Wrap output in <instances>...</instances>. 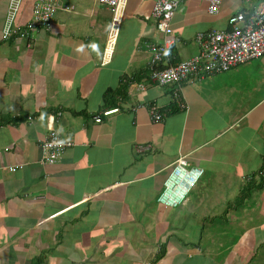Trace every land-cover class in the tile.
<instances>
[{"label": "crops", "instance_id": "obj_1", "mask_svg": "<svg viewBox=\"0 0 264 264\" xmlns=\"http://www.w3.org/2000/svg\"><path fill=\"white\" fill-rule=\"evenodd\" d=\"M35 1L23 0L17 27L31 20ZM64 1L73 8L31 33L28 46L3 40L0 0V264H264V81L252 74L264 71V57L160 85L149 79L148 45L173 38L167 63L185 60L200 52L198 32L227 29L230 14L259 0H222L216 14L205 0H180L168 35L151 16L155 0H128L105 58L110 7ZM51 128L70 143L43 163ZM179 158L203 172L182 202L164 205L158 198ZM229 184L245 196L223 204L232 216L223 229L238 241L219 263L201 233L185 242L177 234L214 214L207 198ZM163 252L162 263L153 260Z\"/></svg>", "mask_w": 264, "mask_h": 264}, {"label": "built area", "instance_id": "obj_2", "mask_svg": "<svg viewBox=\"0 0 264 264\" xmlns=\"http://www.w3.org/2000/svg\"><path fill=\"white\" fill-rule=\"evenodd\" d=\"M7 14L14 19L18 14L23 0H6ZM128 0H99L101 4L111 9V20L108 27V44L104 50V58L110 55L112 44L116 39L123 17V9ZM180 0H155L151 16L160 33L168 35L172 32L170 20ZM209 13L219 12L222 0H205ZM73 6L64 0H36L32 5L31 20L28 22L27 31H35L41 26H46L59 11L67 12ZM227 29H211L198 32L196 39L200 44V52L175 64L167 63L169 45L173 38H165L161 43L150 42L152 50L149 61V79L160 85L179 84L191 80L192 77L203 72H222L232 66L264 56V0H259L253 8L240 10L229 15ZM2 36L7 38L15 28L10 30L3 26ZM106 59L103 60L105 62ZM144 88V84L139 85ZM174 96L180 101V93L174 91ZM181 102V101H180ZM117 111V108L106 109L102 115H109ZM149 111L154 120L161 118L156 107L151 106ZM97 113L93 116L99 121L102 116ZM70 143L62 139L56 129L51 128L41 142L42 162L53 163L57 161L65 146ZM183 158H179L174 165L171 174L165 182V188L158 200L164 205L175 206L182 202L190 188L197 182L203 169L200 167L187 168ZM13 169V167L11 168Z\"/></svg>", "mask_w": 264, "mask_h": 264}, {"label": "rangeland", "instance_id": "obj_3", "mask_svg": "<svg viewBox=\"0 0 264 264\" xmlns=\"http://www.w3.org/2000/svg\"><path fill=\"white\" fill-rule=\"evenodd\" d=\"M6 1V0H5ZM7 2V1H6ZM8 5L6 7L5 11V16H4V25L6 28L12 30L16 28L15 24V19H10L8 14ZM17 16V15H16ZM3 27V25H2ZM22 40V39H21ZM20 40V41H21ZM264 57V56H263ZM259 59H254L256 64H260L261 61ZM253 61V62H254ZM262 70H264V67L260 66ZM258 71L257 74H252L254 75V80L255 78H263L262 80L264 81V71H261L260 68L255 67ZM11 71L9 75L13 78L17 76V71L16 66H13L10 68ZM252 82V79L251 81ZM229 187V188H226ZM222 187L220 189L221 197L211 199V196L207 198L206 201V209L208 207H214V214H209L207 213L206 216H201L196 218L195 222L193 223V227H191L190 231L187 234H183V232H180L177 234L178 238L182 240L183 242L190 241V240H196L201 233L202 236L199 240V243L201 244L202 248L207 252V255L213 259V261H218L221 263L225 258L231 257V244L234 241H238L237 235H235L232 232L226 231L223 228H226V219L227 218H232V216H228L226 210H224L223 204L228 205V204H240L242 203L241 197L245 196V194L238 192V185L236 186L235 184H229L227 186ZM224 198V199H223ZM219 203V204H218ZM219 206V207H218ZM224 210V211H223ZM230 210L231 209H227ZM221 214H220V212ZM195 219V218H194ZM237 226V225H236ZM238 227V226H237ZM222 235H224V238H222ZM141 249H138V252ZM259 257H264V253L260 252ZM155 258V257H154ZM166 259V255L163 252L162 254L158 255L155 259L159 261V263H162ZM231 259V258H230ZM240 261L237 257L234 258L233 263L234 264H240ZM209 262V261H206ZM236 262V263H235ZM254 264H259L254 261ZM170 264V263H169ZM243 264V263H241Z\"/></svg>", "mask_w": 264, "mask_h": 264}, {"label": "trees", "instance_id": "obj_4", "mask_svg": "<svg viewBox=\"0 0 264 264\" xmlns=\"http://www.w3.org/2000/svg\"><path fill=\"white\" fill-rule=\"evenodd\" d=\"M3 26H4V24H3ZM28 28H29V25L27 22L25 25L15 28L16 29L15 32H12L9 36H7V38H3V40L4 39H10V38H15V39L24 38V39H26L27 45L30 46L31 45V43H30L31 35L30 34L33 33L34 31H27L28 33H26L25 29H28ZM169 55H171V54L169 53ZM169 55H168V57H169ZM177 62H179V61H177ZM171 64H175V63H171ZM197 76L199 77V75H197Z\"/></svg>", "mask_w": 264, "mask_h": 264}, {"label": "clouds", "instance_id": "obj_5", "mask_svg": "<svg viewBox=\"0 0 264 264\" xmlns=\"http://www.w3.org/2000/svg\"><path fill=\"white\" fill-rule=\"evenodd\" d=\"M114 108H117V110H118V107H114ZM110 109H112V108H110ZM103 110H106V109H103ZM103 110H102V111H103ZM102 111H101V113H100L101 115H102ZM115 112H116V111H115ZM112 113H113V112H112ZM110 114H111V113H110ZM102 116H103V115H102ZM104 116H107V115H104Z\"/></svg>", "mask_w": 264, "mask_h": 264}]
</instances>
